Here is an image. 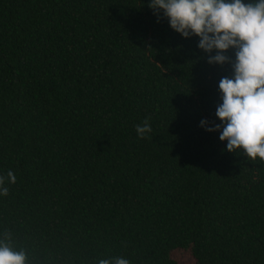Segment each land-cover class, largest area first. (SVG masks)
<instances>
[{
    "label": "trees",
    "instance_id": "16d2710c",
    "mask_svg": "<svg viewBox=\"0 0 264 264\" xmlns=\"http://www.w3.org/2000/svg\"><path fill=\"white\" fill-rule=\"evenodd\" d=\"M148 3L0 0V232L29 264H264V162L200 127L231 65Z\"/></svg>",
    "mask_w": 264,
    "mask_h": 264
},
{
    "label": "clouds",
    "instance_id": "9594fccd",
    "mask_svg": "<svg viewBox=\"0 0 264 264\" xmlns=\"http://www.w3.org/2000/svg\"><path fill=\"white\" fill-rule=\"evenodd\" d=\"M148 7L168 21L184 39L198 37L197 47L210 65L230 64L232 74L222 77L220 103L215 116L220 123L202 119L200 127L219 133L222 151L242 152L249 160L264 162V0H149ZM234 56L228 55L229 51ZM137 137L152 132L149 119L135 127ZM16 183L9 170L0 174V197ZM0 264H29L28 252L17 249L10 231L0 232ZM98 264H131L125 257L100 259Z\"/></svg>",
    "mask_w": 264,
    "mask_h": 264
},
{
    "label": "rangeland",
    "instance_id": "374dc122",
    "mask_svg": "<svg viewBox=\"0 0 264 264\" xmlns=\"http://www.w3.org/2000/svg\"><path fill=\"white\" fill-rule=\"evenodd\" d=\"M188 260V259H187Z\"/></svg>",
    "mask_w": 264,
    "mask_h": 264
}]
</instances>
